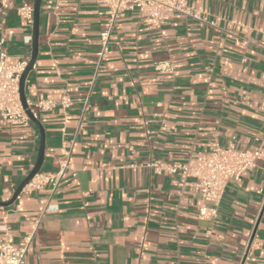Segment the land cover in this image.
<instances>
[{
    "label": "crops",
    "instance_id": "crops-1",
    "mask_svg": "<svg viewBox=\"0 0 264 264\" xmlns=\"http://www.w3.org/2000/svg\"><path fill=\"white\" fill-rule=\"evenodd\" d=\"M24 2L34 7L0 4L10 63L31 57ZM187 2L214 25L176 14L145 29L127 12L97 61L101 7L61 0L52 10L41 0L24 95L36 103L68 93L72 104L38 114V175L56 173L65 153L69 162L55 189L23 188L4 206L35 165L40 133L32 122L0 121V239L32 235L25 264H239L249 241L250 261L264 264V155L226 185L210 221L197 217L202 201L190 180L181 187L177 175L148 167L213 144L246 150L263 141L264 154V0Z\"/></svg>",
    "mask_w": 264,
    "mask_h": 264
},
{
    "label": "built area",
    "instance_id": "built-area-1",
    "mask_svg": "<svg viewBox=\"0 0 264 264\" xmlns=\"http://www.w3.org/2000/svg\"><path fill=\"white\" fill-rule=\"evenodd\" d=\"M48 9H57L61 0H47ZM101 7L99 15L103 18L99 31V51L97 61H100L109 51L111 34L116 22L123 18L127 12L135 11L145 29L160 30L174 15H183L189 19L214 25L212 21L206 22L199 12L192 9L187 0H94ZM52 3V4H51ZM4 5L5 0H0ZM18 14L28 26L33 25L34 7L24 2L18 8ZM4 39L0 38V121L7 125L27 126L31 120L22 107L19 95V79L28 64V60L10 63L3 48ZM157 68H161L157 65ZM86 97L82 102L80 121L90 108ZM26 104L35 118L40 112L50 111L57 106L66 110L72 104L68 93L58 101L40 100L36 103ZM146 123H144L145 125ZM79 129V128H78ZM263 141L257 146L238 150L233 144L221 148L213 144L206 152H196L182 163H151V167L157 174L166 172L169 175L179 177V186H184L187 181L190 186L199 193L202 204L198 209V219L210 221L217 218L215 205L219 204L230 182H239L244 173L255 168V163L263 157ZM68 153L60 159L58 171L51 175H36L24 188L37 190L50 184L52 189L58 186L60 178L68 168ZM213 205V206H212ZM32 235L23 237L17 244L5 235L0 239V264H25L28 247ZM251 242L241 252L239 264H255L250 261Z\"/></svg>",
    "mask_w": 264,
    "mask_h": 264
},
{
    "label": "water",
    "instance_id": "water-1",
    "mask_svg": "<svg viewBox=\"0 0 264 264\" xmlns=\"http://www.w3.org/2000/svg\"><path fill=\"white\" fill-rule=\"evenodd\" d=\"M40 5H41V0H34V14H33V38H32V49H31V57L30 60L28 61V64L26 68L24 69L23 73L20 76L19 79V95H20V101L22 104L23 109L25 110L26 115L29 117L32 123H34L40 133V143H39V149H38V154L36 158V162L34 167L31 169L29 174L23 179V181L20 183V185L17 187L16 191L14 192L12 198L8 203L3 204L4 206H9L11 205L16 198L19 196L20 192L22 189L38 174L41 165H42V160L44 156V130L38 121L37 118L33 116L31 111L29 110L27 104H26V98L24 95V83H25V78L29 72V70L32 68L34 64V60L37 55V41H38V20H39V10H40Z\"/></svg>",
    "mask_w": 264,
    "mask_h": 264
}]
</instances>
